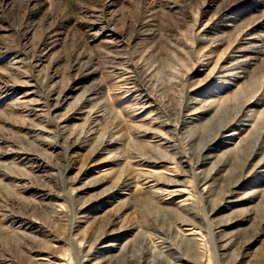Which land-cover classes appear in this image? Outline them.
Instances as JSON below:
<instances>
[{"label": "rangeland", "instance_id": "374dc122", "mask_svg": "<svg viewBox=\"0 0 264 264\" xmlns=\"http://www.w3.org/2000/svg\"><path fill=\"white\" fill-rule=\"evenodd\" d=\"M0 264H264V0H0Z\"/></svg>", "mask_w": 264, "mask_h": 264}, {"label": "bare ground", "instance_id": "6f19581e", "mask_svg": "<svg viewBox=\"0 0 264 264\" xmlns=\"http://www.w3.org/2000/svg\"><path fill=\"white\" fill-rule=\"evenodd\" d=\"M177 192H179V191H176L175 193H177Z\"/></svg>", "mask_w": 264, "mask_h": 264}]
</instances>
